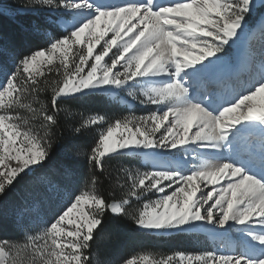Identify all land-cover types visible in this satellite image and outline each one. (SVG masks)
<instances>
[{
	"label": "snow or ice",
	"instance_id": "1",
	"mask_svg": "<svg viewBox=\"0 0 264 264\" xmlns=\"http://www.w3.org/2000/svg\"><path fill=\"white\" fill-rule=\"evenodd\" d=\"M2 16L43 17L29 29L44 46L18 51L0 33V56L12 60L0 65V209L16 185L27 194L21 236L0 239V264H111L97 244L114 227L107 217L146 233L221 237L212 251L141 252L121 264H264V44L248 52L243 74L229 52L250 31L264 36V0H28L0 6ZM44 68L58 78L41 86ZM125 91L155 110L114 119L97 111L58 141L62 100ZM121 156L153 158L148 170L122 169L121 199L106 200L95 175L71 193L57 179L74 172L69 161L84 157L90 174L104 173L105 160ZM61 193L42 227L24 226ZM133 200L143 203L130 211Z\"/></svg>",
	"mask_w": 264,
	"mask_h": 264
},
{
	"label": "trees",
	"instance_id": "2",
	"mask_svg": "<svg viewBox=\"0 0 264 264\" xmlns=\"http://www.w3.org/2000/svg\"><path fill=\"white\" fill-rule=\"evenodd\" d=\"M3 0H0V2ZM13 1V0H12ZM22 1L24 0H17ZM21 3V2H20ZM42 18L17 16L14 19L2 16L0 17V33L7 35L16 42L17 50L33 49L37 46L43 47L42 42H38L34 38V34L30 32L29 26L32 20L42 21ZM53 33H58V30L52 28ZM3 56H0L2 59ZM8 68L11 65L7 64ZM56 79L54 74H45L40 79L41 86H43V80ZM44 97L43 102L50 100V92L46 91L39 93ZM61 112L59 114V127L55 129L57 132V139L61 143H65L70 137L69 129L73 126L80 124V116L93 114L99 111L102 114H106L110 119L122 117L128 113L125 107H119L115 103H109L104 96L97 95L86 98L77 99H65L60 102ZM66 109V111H65ZM63 132V137L60 133ZM95 128H90L87 132L81 134L79 142L87 150L93 143L95 138ZM63 158L61 150H57L56 157ZM122 157H112L106 159L104 162V173L93 169V172L89 173V166L86 162V158L81 157L77 161H69L72 164L74 172L71 177L60 175L57 179L60 183H64L68 192H79L82 187L91 186V175L98 177L95 184V188L98 192L104 195L106 200L121 199L125 193L122 187L117 185L119 179L122 178V174L118 168L119 162L122 161ZM72 180L74 184L72 187ZM19 185H16L10 192L9 196L5 200V205L14 204L17 208L27 198V194L18 191ZM57 205V206H55ZM58 203L54 198L48 199L44 202L42 210L38 214L36 219H50L56 212ZM29 219L32 220L33 215L29 214ZM112 219L114 227L110 231H105L102 234V238L98 237L97 244L102 253L103 259L114 260L120 264L124 258H130L132 255H137L141 252L152 253L159 255L171 254L177 251H197L196 247H188V241L190 239L186 234H173V235H155L151 233L139 231L130 220L124 217H107ZM20 228L17 226L16 215L0 214V237L5 238H20ZM103 239V240H102ZM96 247V245H94Z\"/></svg>",
	"mask_w": 264,
	"mask_h": 264
},
{
	"label": "rangeland",
	"instance_id": "3",
	"mask_svg": "<svg viewBox=\"0 0 264 264\" xmlns=\"http://www.w3.org/2000/svg\"><path fill=\"white\" fill-rule=\"evenodd\" d=\"M27 2H28V0H24V2L17 1V0H13V1L12 0H3V1L0 2V6H3L5 9H9V8H14L17 5H23V4L27 3ZM7 17H9V16H7ZM41 18H42L41 20L43 21V17H41ZM42 21H37V22L42 24ZM229 52L231 53V56H232L235 53V48L234 49H229ZM2 59H4V61L0 59V65H4L7 68H8L7 64L12 65V60L7 55L3 56ZM233 63L235 65L234 60H233ZM44 72H45V74H54V76L56 78H58L55 73H48L47 68H44ZM41 78L42 77H38L39 80ZM2 82H3V76L0 75V83H2ZM38 95H39V99L42 102L45 101L44 97L41 94H38ZM105 99L110 104L111 103H115L119 107H123V108L125 107V109L128 111L127 114L132 112V113H135L136 115H143V114H146V113H148L150 111L155 110L154 106L145 107V106H141L138 102L132 101L131 98L127 96V92L126 91L125 92H120L118 94V97H117L116 100H112L109 97H105ZM258 100H259V98H258ZM21 114L22 115H26V113H24L23 111H22ZM88 115H90V114H88ZM88 115L80 116V119H79L80 123L82 122L83 118H85ZM96 132H97V129L95 128V132L94 133L96 134ZM121 157L123 159H122L121 162H119L118 168L120 170V173L122 174V178L119 179L117 185L119 187H122L124 189V191L126 192L129 182L127 181L126 173L122 169L124 167H127V168H132V169H137L138 168V169H141L142 171L143 170H148V169H150L152 167V162L150 161V159H152V158L145 159L144 156H138V157L121 156ZM168 158L170 159L172 157L168 156ZM67 177L69 178V177H71V175H69ZM74 182L75 181L72 180V187H73ZM61 184L64 186V188L67 191L69 190L68 188H66L64 183H61ZM62 198H63V193H61V195L59 197H56L54 199L59 204L60 200ZM150 198L154 199L155 197H150ZM44 202H43L42 206L44 205ZM138 203L142 204L143 201L137 202V201L133 200L131 208L129 210L130 211L134 210L138 206ZM55 206H57V205H55ZM17 210H18V208L14 204H9V205H5L4 204V207L2 209H0V214L1 215L2 214H5V215H16ZM38 214H35V215L32 214L33 218H34L32 220L29 219L28 215H26L24 217V226L27 229L35 230L36 228L43 226L42 224L38 223V220H40V219H36V218H38L37 217ZM151 234H155L157 236V235H173V234H179V233L170 232V233H166V234H161V233H151ZM180 234H186L187 236H189L190 239L188 241L187 246L188 247L194 246V247H196V250H197V251H189V250L185 251V250H183V252H185V253H200V252H204V251H212V250L217 249L219 247V245H220V242H217L214 239H212V237L207 232L193 231V232H184V233H180ZM0 239H10V240H12V239H18V238L17 237H14V238H5V237L3 238V237H0ZM153 255L158 257L157 254H153ZM126 259H129V258H126ZM126 259L124 258V260H126ZM110 261H111V264H118L117 261L115 262L112 259Z\"/></svg>",
	"mask_w": 264,
	"mask_h": 264
},
{
	"label": "bare ground",
	"instance_id": "4",
	"mask_svg": "<svg viewBox=\"0 0 264 264\" xmlns=\"http://www.w3.org/2000/svg\"><path fill=\"white\" fill-rule=\"evenodd\" d=\"M161 2H163V0H161ZM261 44H264V36H262L259 31L253 30L248 33L247 37L244 39L241 45L238 48H235V53L232 55V59L234 60L235 66L241 72V74H243L245 59L248 52L250 50H259ZM144 158L150 159L152 157L149 156ZM152 159H150L151 162ZM198 231L207 232L212 237V239L221 243V237L217 236L214 238L213 235L210 234L208 231Z\"/></svg>",
	"mask_w": 264,
	"mask_h": 264
}]
</instances>
